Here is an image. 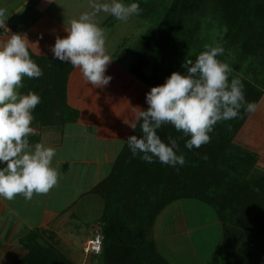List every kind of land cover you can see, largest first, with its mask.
Listing matches in <instances>:
<instances>
[{"label":"trees","instance_id":"1","mask_svg":"<svg viewBox=\"0 0 264 264\" xmlns=\"http://www.w3.org/2000/svg\"><path fill=\"white\" fill-rule=\"evenodd\" d=\"M205 4L209 6L210 18L223 21L232 42L241 47L240 62L244 64L251 60L252 67L253 61L259 58L258 65L264 70V0H174L162 23L140 39L135 48L136 57L127 67L128 74L150 90L162 85L171 73H181L176 52L194 46L200 24L191 26L190 22L194 13H202ZM14 34H17L15 30ZM31 58L35 62L42 61L32 55ZM71 70V66L63 65L55 79L49 80L56 84L52 89L40 81L35 89H29L28 78L24 77L20 93L26 95L31 91L41 97L33 111L35 122L42 126L76 122L78 113L66 106L64 98L66 77ZM241 81L247 100L248 85L245 80ZM260 92L258 90L257 94ZM54 112H59V116ZM242 112H245L243 108ZM235 119L218 122L213 130L218 138L211 135L210 147L203 151L195 147L189 151L185 143L190 137L182 131L177 132L170 124L163 125L157 134L166 144L169 137L177 139V155L183 154L186 161L182 167L173 168L158 161L149 164L138 156L133 158L124 144L109 176L91 191L103 202L101 264H170L158 253L150 234L163 210L182 200L206 204L222 225L220 247L207 264H223L232 258L230 246L239 238L243 244L236 251L235 264H253L256 252L264 256V231L256 233L261 238L255 239L251 233L241 231L240 221L234 219L235 212L240 209L238 211L244 217H249L246 218L250 224L263 225L264 182L252 193L250 183L234 171L226 170L219 160L224 149H219L218 143L229 142L228 135L222 133ZM132 135L138 138L142 135L139 125L129 136ZM252 214L258 221L252 219ZM20 245L26 251L25 255L13 264H74L56 248L54 237L49 233L31 231L20 240Z\"/></svg>","mask_w":264,"mask_h":264},{"label":"crops","instance_id":"2","mask_svg":"<svg viewBox=\"0 0 264 264\" xmlns=\"http://www.w3.org/2000/svg\"><path fill=\"white\" fill-rule=\"evenodd\" d=\"M0 8L7 11L9 29H0V44L6 43L15 30L27 36L30 54L35 58L71 66L54 59L50 48L57 36H66L65 29L72 19L90 11L89 0H0ZM97 19L112 58L105 75L112 79L106 87L96 88L84 80L79 69L71 66L64 98L66 106L78 113L76 122L42 126L33 120L35 132L28 137L29 143L33 148L41 143L56 150L52 166L58 171L59 180L47 194H34L31 200L22 195L12 201L0 198L1 262L13 264L19 259L17 253L24 252L20 240L31 231L51 234L69 257L77 218L84 220L94 233L97 231L103 202L91 191L109 176L125 144L122 141L131 134L127 123L134 120L133 108L147 107L138 81L127 72L131 62L127 52L136 48L145 32L129 45L130 34L135 31L127 26L128 22L121 23L120 32L113 33L117 21L113 26L110 15L103 13ZM53 70L55 76L61 71L59 67ZM187 203L192 201L179 202L178 208H166L155 222L151 239L170 264H207L220 247L222 226L210 208L195 207L192 203L196 209H187ZM198 216L205 219H196ZM94 233L88 235L87 241Z\"/></svg>","mask_w":264,"mask_h":264},{"label":"clouds","instance_id":"3","mask_svg":"<svg viewBox=\"0 0 264 264\" xmlns=\"http://www.w3.org/2000/svg\"><path fill=\"white\" fill-rule=\"evenodd\" d=\"M89 7L90 11L69 22L66 36H57L50 51L54 59L79 69L90 85L103 88L112 79L105 75L112 58L97 18L103 13L127 22L139 16L142 9L137 2L125 4L123 0H89ZM7 18L6 9L0 8V29L9 32ZM30 45L22 34H12L6 43L0 44V165H4L0 167V198L8 201L17 195L31 200L34 194H47L59 180V173L52 166L56 150L41 143L33 148L28 139L35 132L31 126L33 111L41 97L31 91L23 95L19 89L24 77L38 79L43 75L31 58ZM223 53L219 44L206 45L194 60L186 59L181 64L186 70L184 74L171 73L162 85L145 94L147 109L134 107V120L127 123L134 132L139 125L142 135L122 141L133 158L182 167L186 161L183 154L177 155V139L169 137L166 144L157 134L163 125L170 124L190 137L185 143L190 151L211 142L209 134L218 122L238 118L242 108L248 114L257 111V104L246 100L241 79L229 81L232 68L217 59Z\"/></svg>","mask_w":264,"mask_h":264},{"label":"rangeland","instance_id":"4","mask_svg":"<svg viewBox=\"0 0 264 264\" xmlns=\"http://www.w3.org/2000/svg\"><path fill=\"white\" fill-rule=\"evenodd\" d=\"M123 2L125 4L137 2L139 3L142 9V13L139 16H136L140 22L136 20L134 16L129 18V20L127 21V26L133 31H135L134 33H132L134 35L130 34L131 40H129L128 42L129 45H132L134 43V40L138 39L140 35H142L144 32L146 33L148 30L156 28L162 23L166 13L168 12L174 0H123ZM208 8L209 6L205 4V6L202 7V13L200 11L194 13V18L191 20L190 25L192 24L191 26H193V24H200L199 31L197 32V39L195 38L196 40L192 48L183 47L178 49V51L176 52V60L180 64L181 74H184L186 70L181 68V64L184 63L186 59L194 60L196 56H198L201 52L205 51L206 45L215 47L217 44H219L224 48V53L218 56L217 59L221 62L228 63L232 68V73L230 74L229 78H240L246 81L248 88L245 93L249 95L247 101L255 102L258 106L257 111L253 114H248L247 112L240 113V116L237 118V120L235 119V121L230 124V127L227 128L226 132L222 133V135L227 134L230 140L227 143H218L219 149H224L223 152L221 151L222 154H220L219 160L220 163H222L221 166L224 167L226 170L234 171L236 175H240L241 179L250 183L251 191L252 193H255L257 189L256 187H259L264 182V70L258 65V61H260L259 58L253 61L252 67L250 64L251 60H248L244 64L240 62L242 59L241 47H238L236 43L234 44L232 42L230 35L227 33L226 28L224 27L223 21L215 19L212 20L210 18L211 16L208 14ZM115 21H117L118 24L116 25V27H113V33L120 32L119 29L121 23H127L119 21L110 15V23H112L113 26L115 24ZM142 36L140 37V39L142 38ZM133 49L134 47L130 49L129 52H127L128 55H130L129 57L131 59V62L132 58L136 57V52L132 51ZM36 63L41 68L43 75L38 79L28 78L26 81L27 87L29 89H35L34 87L37 85L36 83L40 81L39 83H41L42 85L45 83L49 85V89H52V87L56 85H54V82L50 83L51 81H49L55 79V75H53L55 71L53 70V68L59 67V70H63V66H59L57 62L52 63L36 61ZM238 66L239 70H237ZM50 69H52V71H50ZM136 83L138 89L140 90V95H142V97L144 96L143 102H145V94L149 92V89L140 82ZM254 88L255 90L252 91V89ZM258 90L261 91L260 95L257 94ZM56 113L58 112H54V115H56ZM209 135H214L218 138V134L215 132H212ZM215 144H217V142ZM209 147L210 143L202 145L200 148L196 149L203 151L204 148L208 149ZM219 160L218 164H220ZM182 201H192V203L195 204V207L204 206L210 208L209 206L198 200ZM179 202L173 203V205L171 204L166 208L174 207L175 205H177L176 208H178ZM192 203H187L185 208L196 209ZM238 208L240 207L238 206ZM238 210L240 209H237V211L235 212L234 219L235 221H240V224L243 229L241 231H244L247 234L251 233V235L255 239L261 238L260 235L258 236L256 233L264 231V223H261V225L263 224L262 226H260L259 223L250 224L247 221V218L249 217H244L245 215L243 216ZM213 213L216 216L214 211ZM256 217L257 216L253 215L252 219L258 221ZM202 218L205 219L204 216L196 217V219L200 220ZM74 219H76V217ZM76 220V223H74V225H76V228L72 237L73 246L71 256L69 257L67 254H65L58 246L56 248L60 252H62L66 257H68L69 260L72 261L74 264H101L100 255L93 257L83 256L82 250L88 242V235L94 233V231H91L88 224L84 220L80 218H77ZM236 230H238V228H236ZM232 243L233 244L230 246L229 251L232 255V258H230L228 261H223V264H235L234 258L236 255V251L237 249H241L240 245L243 244V241L239 238L236 240V242L233 240ZM40 245L46 246V243L40 242ZM23 251V253H17L19 259L25 255L26 251L24 249ZM258 253L256 252L255 258H253V264H264V256H262V254L258 255ZM0 264L8 263L0 261Z\"/></svg>","mask_w":264,"mask_h":264},{"label":"built area","instance_id":"5","mask_svg":"<svg viewBox=\"0 0 264 264\" xmlns=\"http://www.w3.org/2000/svg\"><path fill=\"white\" fill-rule=\"evenodd\" d=\"M102 243L103 238L100 233L95 232L92 238L87 242L85 247L82 250V254L84 257H93L99 256L102 252ZM96 248H99L100 251L97 252Z\"/></svg>","mask_w":264,"mask_h":264},{"label":"water","instance_id":"6","mask_svg":"<svg viewBox=\"0 0 264 264\" xmlns=\"http://www.w3.org/2000/svg\"><path fill=\"white\" fill-rule=\"evenodd\" d=\"M100 227H101V225L98 224V225H97V231H96L97 233H100Z\"/></svg>","mask_w":264,"mask_h":264}]
</instances>
